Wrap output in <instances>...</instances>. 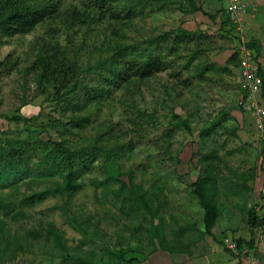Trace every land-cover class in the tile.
<instances>
[{
	"label": "rangeland",
	"instance_id": "374dc122",
	"mask_svg": "<svg viewBox=\"0 0 264 264\" xmlns=\"http://www.w3.org/2000/svg\"><path fill=\"white\" fill-rule=\"evenodd\" d=\"M64 1L60 13L67 7L85 10L78 0ZM196 1L201 11L195 13L187 0H151L145 13L130 22L94 10L87 18L93 22L87 24L66 28L60 15L27 34L0 35V145L16 139L87 145L109 127L119 133L120 142L133 143L117 165L96 161L78 179L83 186L74 195L48 196L33 207H21L25 196L54 187L59 179L36 180L37 173L16 190L0 188L15 207L13 214L0 210V264H77L78 259L146 264L169 248L185 256L195 253L193 258L220 249L240 264L264 261V133L239 107L240 69L228 61L238 46L255 41L259 52L251 53L264 70V0H241L247 13L238 23H222L230 0ZM181 29L195 35L184 38ZM43 44L66 47L70 58L73 48L79 49L81 70L127 45L141 55L135 52L125 61L159 56L172 66L155 77L123 84L101 102L83 100L76 109L64 110L53 87L36 80L34 62ZM212 64L215 68L201 77V70ZM93 78L87 83L100 80ZM137 109L147 114L144 119ZM177 117L187 127L179 126ZM200 176L216 183L210 230L194 193ZM130 177L157 196L159 215L123 205L117 195ZM254 205L260 218L254 247L243 244L237 257L224 239L251 241L248 220ZM153 225H162L163 245L158 239L151 242ZM50 228L60 234L64 251L48 236ZM31 232L39 235L34 238ZM16 239L20 250L13 254ZM120 254L124 258L116 259Z\"/></svg>",
	"mask_w": 264,
	"mask_h": 264
},
{
	"label": "trees",
	"instance_id": "16d2710c",
	"mask_svg": "<svg viewBox=\"0 0 264 264\" xmlns=\"http://www.w3.org/2000/svg\"><path fill=\"white\" fill-rule=\"evenodd\" d=\"M82 3L85 10H78L75 7L65 8L64 13L60 9L64 0H0V35L13 36L17 34H27L35 26L47 18H56L62 15L63 25L71 28L77 24H87L90 12L97 10L98 14L104 15L111 13V17L123 21H131L143 15L151 0H78ZM191 7V12L201 11L196 0H187ZM62 12V11H61ZM215 20L216 18L212 16ZM94 19V18H93ZM231 22L226 14L222 23ZM183 37L190 38L195 35L188 30L181 29ZM250 50L257 49L256 42L246 44ZM40 52L34 62L36 80L39 86H52L55 91L57 103L66 110L67 106L76 109L79 102L84 100V104L90 101H102L105 96L113 93V90H119L123 84L130 83L133 79L145 80L155 77L166 68H171L172 64L163 60V58L148 57L145 60H129L135 52L141 53L135 47L127 45L114 53L110 59L102 60L94 65H88L81 70L78 63L79 49L73 48L74 57L70 58L66 47L58 44H43L38 49ZM239 46L230 55L229 63H234L240 67ZM199 53V52H197ZM152 56V55H150ZM135 58V57H134ZM258 62V57H254ZM259 76L262 79V88L260 102L264 105V70L258 62ZM215 65H209L201 70V77L204 73L213 70ZM93 76L100 77L97 84L90 85L87 79L93 80ZM88 77V78H87ZM88 100V101H87ZM100 101V102H101ZM138 115L144 119L146 113L137 109ZM153 119L154 115L150 114ZM178 125L187 127V123L180 117ZM14 120H21V117H14ZM216 126V125H215ZM115 133V136L113 135ZM208 133V132H206ZM119 133L115 132L114 127L102 130L96 139L87 145L70 146L63 140L50 139L48 141L39 140L34 143L33 140H10L0 145V188L12 187L17 189L20 182L32 177L37 173L38 179L46 177H58L54 187H49L41 192L25 196L21 201V207H33L44 201L48 196L65 197L74 195L83 186L79 182L82 174L89 170L96 161H103L106 164H118L121 156L127 150H132V142H120ZM113 179V178H111ZM109 180V179H108ZM117 197L121 198L123 205L130 204L133 210H142L149 212L153 217L159 215L160 205L155 208L156 195L150 194L141 184H135L132 177L130 183L122 182ZM194 193L200 199L202 206L206 210V228L210 230L214 218L216 217V205L212 198L216 190V183L211 176H200L193 184ZM7 196L0 193V210L5 213L13 214L15 207L7 202ZM22 208H19L21 211ZM257 206L251 207L249 211L248 224L252 233L251 241L243 239L237 240V247L242 252L243 244L253 247L256 237V229L259 227L260 218L256 214ZM2 223V222H0ZM151 242L158 239L163 245L164 232L162 225H153L151 229ZM49 237L61 250H65L60 234L51 228L47 230ZM29 235L36 237L39 232H31ZM166 242V241H165ZM16 249L20 250L18 239L14 241ZM175 253L174 248L165 250ZM15 257V256H14ZM13 257V258H14ZM124 258L123 254L115 255V258ZM133 257V256H132ZM118 258V259H119ZM117 259V258H116ZM77 264H93L91 261L78 259Z\"/></svg>",
	"mask_w": 264,
	"mask_h": 264
},
{
	"label": "built area",
	"instance_id": "2783aa9c",
	"mask_svg": "<svg viewBox=\"0 0 264 264\" xmlns=\"http://www.w3.org/2000/svg\"><path fill=\"white\" fill-rule=\"evenodd\" d=\"M247 13L246 4L241 0H230V5L226 10V14L231 21L240 22L243 15ZM240 58V79L242 96L239 100V107L250 113L254 117V123L258 131L264 133V105L260 102V94L262 88V79L259 76L258 64L253 58L251 50L245 44L239 46ZM226 248L235 256L240 255L237 242L233 239H224ZM245 264V262L243 263ZM249 264V263H248ZM250 264H255L254 261Z\"/></svg>",
	"mask_w": 264,
	"mask_h": 264
},
{
	"label": "crops",
	"instance_id": "0c3cea01",
	"mask_svg": "<svg viewBox=\"0 0 264 264\" xmlns=\"http://www.w3.org/2000/svg\"><path fill=\"white\" fill-rule=\"evenodd\" d=\"M263 154H264V149H263ZM251 239H252V233H251ZM207 254L208 255L200 256L199 258H193L195 253L192 256H185L180 253H171L168 251L167 252L164 251L159 254L155 253L154 255H152V257L154 258H152L150 261H147L146 264H240L239 260H235L234 258L231 257L229 253L225 252L224 250L214 249V250H210ZM263 254L264 253H262V256ZM258 264H264V261L259 262Z\"/></svg>",
	"mask_w": 264,
	"mask_h": 264
}]
</instances>
